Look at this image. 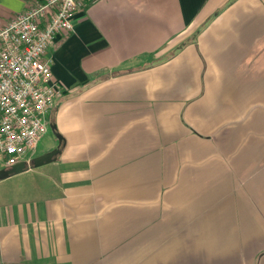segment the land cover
Returning a JSON list of instances; mask_svg holds the SVG:
<instances>
[{
  "label": "crops",
  "instance_id": "obj_1",
  "mask_svg": "<svg viewBox=\"0 0 264 264\" xmlns=\"http://www.w3.org/2000/svg\"><path fill=\"white\" fill-rule=\"evenodd\" d=\"M36 1L0 0V28ZM72 25L46 57L62 147L0 180V264H264V0H96Z\"/></svg>",
  "mask_w": 264,
  "mask_h": 264
},
{
  "label": "built area",
  "instance_id": "obj_2",
  "mask_svg": "<svg viewBox=\"0 0 264 264\" xmlns=\"http://www.w3.org/2000/svg\"><path fill=\"white\" fill-rule=\"evenodd\" d=\"M96 0H38L0 28V155L5 169L31 166L63 90L47 51L73 29V15Z\"/></svg>",
  "mask_w": 264,
  "mask_h": 264
},
{
  "label": "water",
  "instance_id": "obj_3",
  "mask_svg": "<svg viewBox=\"0 0 264 264\" xmlns=\"http://www.w3.org/2000/svg\"><path fill=\"white\" fill-rule=\"evenodd\" d=\"M51 130H53V132H54L55 128L52 126ZM55 136L58 140V143L61 144L62 138L58 134H55ZM59 152H60V149H59V147H57L56 149L52 150L51 152H48V153L43 154L41 156H38V157L32 159L31 166L38 167V166H41L43 164H47V163L52 162L53 159L59 154ZM26 168H27V166L21 162V163H18L16 165L11 166L9 169H1L0 170V180L7 178L11 174H19V173L23 172Z\"/></svg>",
  "mask_w": 264,
  "mask_h": 264
},
{
  "label": "rangeland",
  "instance_id": "obj_4",
  "mask_svg": "<svg viewBox=\"0 0 264 264\" xmlns=\"http://www.w3.org/2000/svg\"><path fill=\"white\" fill-rule=\"evenodd\" d=\"M55 139V134L53 130H51V128L49 127L47 133L38 142L36 152L43 151L45 148L49 147L51 144L54 143ZM3 168V163L2 161H0V169Z\"/></svg>",
  "mask_w": 264,
  "mask_h": 264
},
{
  "label": "trees",
  "instance_id": "obj_5",
  "mask_svg": "<svg viewBox=\"0 0 264 264\" xmlns=\"http://www.w3.org/2000/svg\"><path fill=\"white\" fill-rule=\"evenodd\" d=\"M62 147V142H61V144L59 145V149Z\"/></svg>",
  "mask_w": 264,
  "mask_h": 264
}]
</instances>
